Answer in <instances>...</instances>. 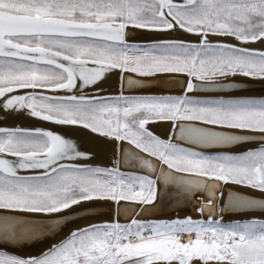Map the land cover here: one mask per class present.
Listing matches in <instances>:
<instances>
[{"label": "snow or ice", "instance_id": "1", "mask_svg": "<svg viewBox=\"0 0 264 264\" xmlns=\"http://www.w3.org/2000/svg\"><path fill=\"white\" fill-rule=\"evenodd\" d=\"M0 264H264V0H0Z\"/></svg>", "mask_w": 264, "mask_h": 264}, {"label": "bare ground", "instance_id": "2", "mask_svg": "<svg viewBox=\"0 0 264 264\" xmlns=\"http://www.w3.org/2000/svg\"><path fill=\"white\" fill-rule=\"evenodd\" d=\"M258 86H260V85L259 84H252V85H250V90H245V91L239 92L238 94H240V95H260L261 94V88ZM106 87H108V86L106 85ZM153 131H155L157 134H160L162 132V129L154 127ZM105 162L106 161H103V160L96 161V163H100V164H104ZM121 167L123 169H126V170H134V171H141V172L143 171L142 169H133V168H131L130 165H124L123 163H122ZM229 190L242 191V189L238 188V186L225 185L224 188L222 189V191H223V196L221 197L222 202H226L227 194H228ZM202 199H206V197L202 196V195L197 196V201L202 200ZM181 215H183V213H181ZM230 217L238 218V214L229 213V214L225 215L226 220L229 219Z\"/></svg>", "mask_w": 264, "mask_h": 264}, {"label": "water", "instance_id": "3", "mask_svg": "<svg viewBox=\"0 0 264 264\" xmlns=\"http://www.w3.org/2000/svg\"><path fill=\"white\" fill-rule=\"evenodd\" d=\"M258 87H260V86H258Z\"/></svg>", "mask_w": 264, "mask_h": 264}]
</instances>
